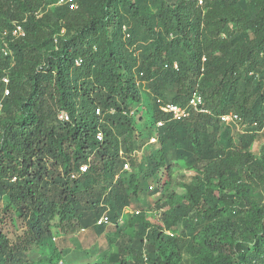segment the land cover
Masks as SVG:
<instances>
[{"label": "trees", "instance_id": "16d2710c", "mask_svg": "<svg viewBox=\"0 0 264 264\" xmlns=\"http://www.w3.org/2000/svg\"><path fill=\"white\" fill-rule=\"evenodd\" d=\"M74 1L0 0V199L25 225L11 240L0 219V264H57L52 234H101L103 215L115 248L64 264H183L184 251L189 264H264V141L251 150L264 137V0ZM15 23L24 36L3 35ZM195 84L208 112L169 120L157 98L184 105ZM141 86L150 124L164 121L144 172L128 144ZM228 112L257 127L233 140ZM154 175L152 206L130 211Z\"/></svg>", "mask_w": 264, "mask_h": 264}, {"label": "rangeland", "instance_id": "374dc122", "mask_svg": "<svg viewBox=\"0 0 264 264\" xmlns=\"http://www.w3.org/2000/svg\"><path fill=\"white\" fill-rule=\"evenodd\" d=\"M141 95H142V101L141 103L136 107L134 114L142 117L141 124L135 123L132 130L128 134V144L131 145V148L133 149L132 152L135 153L137 162L141 163V167L143 168V172L146 170V159L148 158L151 153L156 152L159 148V144L157 141V136L155 134V128L158 127L152 126L150 115L151 113V106L150 104H147V98L144 93H146V88L141 86ZM173 90H170L168 92L171 94ZM167 93V94H168ZM168 94V96H169ZM197 96V84L193 87V90L191 91V96ZM166 100H165V99ZM168 97H158L156 102H170L168 101ZM188 100L185 102L184 105L188 104ZM152 104V102H151ZM163 106V105H162ZM161 106V109L163 110ZM189 110H192L190 108ZM199 112V111H195ZM208 111H204L206 113ZM133 114V115H134ZM236 115L232 112H228L226 114H223L219 117L220 125L222 127V130L227 129L229 130V136L233 137V140L236 138V133H251L253 130L252 128H256L257 124L252 123L249 124L247 122H242V120L239 118L237 119L235 117ZM146 120H149V123L146 124ZM157 123V122H156ZM263 128H261L258 132H256L258 135L262 133ZM257 131V130H255ZM153 137L154 141H151L150 139ZM226 136L223 134V132L219 133L218 139H225ZM258 140V139H257ZM262 141H264V137H261L258 142L252 144L251 150L255 155L260 154V146ZM122 153V150L120 151ZM179 174L182 176V180L188 181L189 177L194 174L191 170H181ZM158 175H154L151 178L148 179V184L143 185L142 183L139 185V192L136 194V196L131 195V203L128 206L130 211H137L140 209H148L153 204V198L151 197V191L155 189L159 184L157 183ZM145 180V177H143V174L140 175L139 182H142ZM147 180V178H146ZM162 181H165L162 177ZM8 204V198L6 195L2 196L0 199V219L4 220L3 224V231L8 235V237L13 240L16 235H20L22 231L25 229L24 222L18 217L17 212L14 209H6V206ZM150 212L152 210H149ZM104 232L101 234L95 235V232H93L91 229H82V228H75L74 230H69L68 232H62L57 235L56 233L52 234V241L54 243V247L56 250H61V256L62 261L58 262L57 264H64L65 262L70 261L71 259L78 257L79 254L82 252L85 255H94L98 250L105 249L108 246H110L111 249H114L117 241V236L115 237V234L111 232V228L114 227L110 221L104 222ZM115 243V244H113ZM127 243V242H125ZM82 251V252H81ZM34 253V252H33ZM33 257V256H32ZM133 256L130 255V251H127V261L131 262ZM146 258V257H145ZM79 259V258H75ZM146 261V259H145ZM183 264H189V254L188 252H183Z\"/></svg>", "mask_w": 264, "mask_h": 264}, {"label": "built area", "instance_id": "2783aa9c", "mask_svg": "<svg viewBox=\"0 0 264 264\" xmlns=\"http://www.w3.org/2000/svg\"><path fill=\"white\" fill-rule=\"evenodd\" d=\"M66 3L69 4V6L71 8H75L76 7V3H75L74 0H57V4H66ZM199 3H201V0H199ZM9 33H10V35H12L14 37H22L25 34L23 27L20 24H18V23H15L11 30L3 31V35H8ZM2 44L3 45L1 46L0 51H1V53L4 56H8L10 54V51L8 50L6 41L4 40ZM78 62L79 61H77V63ZM2 81L6 83L8 80H7L6 77H3ZM7 93H8V90L6 89L5 90V94H7ZM197 94H198L197 96H193L192 95L189 98L187 105H180V104L174 103V102H166V103L161 102L162 105H163L162 106L163 111L166 112L169 115L168 119L169 120H181V119H184V118L188 117L190 115L191 111H199V112L207 111L204 108H200L199 104L201 102V96H200V94L198 92H197ZM190 108H192V110H189ZM96 112L99 113L98 109L96 110ZM235 117L237 119L240 118V117H238V115H236ZM59 118L61 120H67L68 116H67L66 113L61 112L59 114ZM163 123H164L163 120H159V121H157L156 126H161V125H163ZM96 137L99 140L102 139V133L100 131L97 132ZM150 140L154 141L153 137ZM123 167H124V169H129L128 163H125ZM85 169H86L85 165H82L80 167V170H82V171H85ZM107 220H108L107 217L105 215H103L97 221V224H99L101 222H106Z\"/></svg>", "mask_w": 264, "mask_h": 264}]
</instances>
